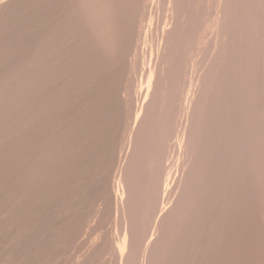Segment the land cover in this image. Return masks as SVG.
Instances as JSON below:
<instances>
[{"label":"rangeland","instance_id":"obj_1","mask_svg":"<svg viewBox=\"0 0 264 264\" xmlns=\"http://www.w3.org/2000/svg\"><path fill=\"white\" fill-rule=\"evenodd\" d=\"M92 1L0 0V264H264V0Z\"/></svg>","mask_w":264,"mask_h":264},{"label":"bare ground","instance_id":"obj_2","mask_svg":"<svg viewBox=\"0 0 264 264\" xmlns=\"http://www.w3.org/2000/svg\"><path fill=\"white\" fill-rule=\"evenodd\" d=\"M67 1H68V0H67ZM70 1H71V0H70ZM90 1H91V0H90ZM93 1H94V0H93ZM93 1H92V2H93ZM101 1H102V0H101ZM109 1H110V0H109ZM167 1H168V0H167ZM225 1H226V0H225ZM40 2H41V1H40ZM107 2H108V1H107ZM226 2H227V1H226ZM36 3H37V2H36ZM78 3H79V2H78ZM87 3H88V2H87ZM164 3H165V2H164ZM168 3H169V2H168ZM214 3H215V2H214ZM40 4H41V3H40ZM106 4H107V3H106ZM78 5H79V4H78ZM245 5H246V4H245ZM41 6H42V5H41ZM70 6H72V5H70ZM226 6H227V5H226ZM241 6H242V5H241ZM81 7H82V6H81ZM81 7H80V8H81ZM103 7H104V6H103ZM231 7H232V6H231ZM69 8H70V7H69ZM71 8H72V7H71ZM222 8H223V6H222ZM72 9H73V8H72ZM72 9H71V10H72ZM74 9H75V8H74ZM76 9H77V8H76ZM78 9H79V8H78ZM52 10H53V9H52ZM69 10H70V9H69ZM112 10H113V9H112ZM96 12H97V11H96ZM246 12H247V11H246ZM117 13H118V12H117ZM73 14H74V13H73ZM76 14H77V13H76ZM93 14H94V13H93ZM231 14H232V13H231ZM108 15H109V14H108ZM108 15H107V16H108ZM55 16H56V15H55ZM111 16H112V15H111ZM61 17H62V16H61ZM64 17H65V16H64ZM115 17H116V16H115ZM119 17H120V16H119ZM229 17H230V16H229ZM116 18H117V17H116ZM64 19H65V18H64ZM118 19H119V18H118ZM121 19H122V18H121ZM244 19H245V18H244ZM123 20H124V19H123ZM239 20H240V19H239ZM133 21H134V20H133ZM64 22H65V20H64ZM115 22H116V21H115ZM235 22H236V21H235ZM236 23H237V22H236ZM65 24H66V23H65ZM42 25H43V24H42ZM59 25H60V24H59ZM98 25H99V24H98ZM114 25H115V24H114ZM242 25H243V24H242ZM118 27H119V26H118ZM115 29H116V28H115ZM120 29H121V28H120ZM162 30H163V29H162ZM163 31H164V30H163ZM103 32H104V30H103ZM83 33H84V32H83ZM167 33H168V32H167ZM172 34H173V33H172ZM80 36H81V35H80ZM171 39H172V38H171ZM16 40H17V39H16ZM173 43H174V42H173ZM10 44H11V43H10ZM162 50H163V48H162ZM163 51H164V50H163ZM40 52H41V51H40ZM20 53H21V52H20ZM165 53H166V52H165ZM18 54H19V53H18ZM0 57H1V56H0ZM145 57H146V56H145ZM22 59H23V58H22ZM28 60H29V59H28ZM145 60H146V59H145ZM174 60H175V59H174ZM31 61H32V60H31ZM29 62H30V61H29ZM36 66H37V65H36ZM29 67H30V66H29ZM162 67H163V65H162ZM224 67H225V66H224ZM16 72H17V71H16ZM34 72H35V71H34ZM26 73H27V72H26ZM36 73H37V72H36ZM186 73H187V72H186ZM26 75H27V74H26ZM153 75H154V74H153ZM153 75H152V76H153ZM182 75H183V74H182ZM9 77H10V76H9ZM33 77H34V76H33ZM46 77H47V76H46ZM260 77H262V76H260ZM5 78H6V77H5ZM7 79H9V78H7ZM195 79H196V78H195ZM10 80H11V79H10ZM25 80H26V79H25ZM159 80H160V79H159ZM43 81H44V80H43ZM155 81H156V80H155ZM2 82H3V80H2ZM41 83H42V82H41ZM15 84H16V83H15ZM156 84H157V83H156ZM260 84H262V83L260 82ZM28 85H29V84H28ZM16 87H18V86H16ZM156 87H157V86H156ZM202 87H203V86H202ZM11 88H12V87H11ZM31 88H32V87H31ZM151 88H152V87H151ZM26 89H27V88H26ZM33 89H34V88H33ZM158 89H159V88H158ZM203 89H204V88H203ZM27 90H28V89H27ZM16 93H17V92H16ZM160 93H161V91H160ZM156 95H157V94H156ZM17 96H18V95H17ZM211 96H212V95H211ZM199 97H200V96H199ZM208 97H209V96H208ZM259 97H260V96H259ZM11 98H12V97H11ZM163 98H165V97H163ZM222 98H223V97H222ZM11 100H12V99H11ZM197 100H198V99H197ZM224 100H225V99H224ZM251 100H253V99L251 98ZM205 101H206V100H205ZM261 101H262V100H261ZM54 102H55V101H54ZM158 102L160 103V101H158ZM201 102H202V101H201ZM198 103H199V102H198ZM222 103H224V102H222ZM204 104H205V103H204ZM224 105H225V103H224ZM196 106H197V105H196ZM199 106H200V104H199ZM197 107H198V106H197ZM210 108H211V107H210ZM255 108H256V107H255ZM72 109H73V108H72ZM195 109H196V108H195ZM197 109H198V108H197ZM216 109H217V108H216ZM61 114H62V113H61ZM218 114H219V113H218ZM231 120H232V119H231ZM231 120H230V122H231ZM248 122H249V121H248ZM145 171H146V170H145ZM151 172H152V171H151ZM146 173H147V172H146ZM149 176H150V174H149ZM151 178H152V177H151ZM152 179H153V178H152ZM153 180H154V179H153ZM153 183H154V182H152V184H153ZM154 186H156V184H154ZM157 187H158V186H157ZM162 189H163V188H162ZM140 195H141V194H140ZM156 195H157V194H156ZM168 195H170V194H168ZM141 196H142V195H141ZM164 200H165V199H164ZM46 206H47V205H46ZM177 208H178V207H177ZM141 209H142V208H140V210H138L139 213L141 212ZM181 212H184V210L181 209ZM139 213H138V214H139ZM141 213H142V212H141ZM187 213H188V212H187ZM187 213H186V214H187ZM190 213H191V212H190ZM175 214H176V213H175ZM126 215L129 216L127 213H126ZM143 215H144V214H143ZM143 215H142V216H143ZM146 215H148V214H146ZM176 216H178V215L176 214ZM196 216H197V215H196ZM134 217H135V216H134ZM136 217H137V216H136ZM136 217H135V218H136ZM138 217H139V215H138ZM147 217H148V216H146V218H147ZM178 217H180V216H178ZM193 217H194V216H193ZM120 218H122V216H121ZM144 218H145V216H144ZM144 218H143V219H144ZM124 219H125V218H124ZM124 219H123V220H124ZM140 219H141V217H140ZM143 219H142V220H143ZM149 219H151V218L149 217ZM179 219L182 220V218H179ZM179 219H178V220H179ZM128 220H129V218H128ZM128 220H127V221H128ZM137 220H138V219H137ZM191 220H192V219H191ZM193 220H194V219H193ZM132 221H133V220H132ZM144 221H145V219H144ZM146 221H147V219H146ZM151 221H152V220H151ZM151 221H150V222H151ZM117 222H118V221H117ZM128 222H129V221H128ZM136 222H137V221H136ZM139 222H140V221H139ZM141 222H142V221H141ZM141 222H140V224H141ZM119 223H121V222H119ZM123 223H125V222L123 221ZM123 223H122V224H123ZM129 223H130V222H129ZM142 223H143V222H142ZM191 223H193V222H191ZM131 224H133V222H132ZM135 224H136V223H135ZM140 224H139V225H140ZM143 224H145V223H143ZM143 224H141V225H143ZM152 224H154L153 221H152ZM182 224H183V222H182ZM124 225H125V224H124ZM137 225H138V223H137ZM139 225H138V228H139ZM147 225L149 226L150 224H147ZM157 225H159V224H157ZM193 225H194V223H193ZM130 226H131V225H130ZM148 226H146L145 228H147ZM140 227H141V226H140ZM142 227H143V226H142ZM153 227H154V226H153ZM158 227H159V226H158ZM160 227H161V226H160ZM131 228H132V226H131ZM133 228H134V226H133ZM136 228H137V227L135 226V229H136ZM145 228H144V229H145ZM149 228H151V226H150ZM155 228H156V227H155ZM162 228H163V227H162ZM193 228H194V227H193ZM129 229H130V227H129ZM141 229H142V228H141ZM196 229H197V227H196ZM137 230H138V229H137ZM139 230H140V229H139ZM139 230H138V231H139ZM147 230H148V229H147ZM149 230H151V229H149ZM158 230H159V229H158ZM160 230H161V229H160ZM194 230H195V228H194ZM199 230H200V229H199ZM134 231H135V230H134ZM153 231H154V230H153ZM131 232H133V229L131 230ZM141 232H143V231H141ZM147 232H148V231H147ZM147 232H146V233H147ZM151 232H152V231H151ZM135 233H136V231H135ZM144 233H145V231H144ZM158 233H160V232H158ZM198 233H199V232H198ZM201 233H202V232H201ZM201 233L199 234V236H201ZM137 234H138V233H137ZM139 234H140V233H139ZM194 234H195V233H194ZM145 235L147 236V234H145ZM148 235H149V234H148ZM164 235H165V234H164ZM196 235H197V234H196ZM140 236H142V234H141ZM143 236H144V235H143ZM143 236H142V238H143ZM156 236H157V235H156ZM197 236H198V235H197ZM134 237H135V236H134ZM137 237H138V236H137ZM144 237H145V236H144ZM147 237H148V236H147ZM160 237H162L161 234H160ZM138 238H140V237H138ZM162 238H164V236H163ZM143 239H144V238H143ZM140 240H141V239H140ZM145 240H146V239H145ZM199 240H200V239H199ZM143 242H144V241H143ZM142 246H143V245H142ZM154 246H155V245H154ZM169 247H170V246H169ZM169 247H168V248H169ZM117 248H118V247H117ZM186 249H187V247H186ZM109 251H110V250H108V252H109ZM120 253H121V252H120ZM122 257H123V256H122ZM130 257H131V255H130ZM137 257H138V256H137ZM154 257H156V256H154ZM131 258H133V257H131ZM139 259H140V258H139ZM157 259H158V258H157ZM165 259H166V258H165ZM148 260H149V259H148ZM155 260H156V259H155ZM125 261H126V260H125ZM137 261H138V260H137ZM141 261H142V260H141ZM141 261H140V262H141ZM161 261H162V259L160 260V262H161ZM140 262H139V263H140ZM164 262H165V261H164ZM167 262H168V261H167ZM121 263H122V262H121ZM123 263H124V261H123ZM130 263H131V262H130ZM132 263H133V262H132ZM136 263H137V262H136ZM152 263H155V261H152ZM134 264H135V263H134ZM137 264H138V263H137ZM143 264H144V263H143ZM156 264H157V262H156Z\"/></svg>","mask_w":264,"mask_h":264}]
</instances>
